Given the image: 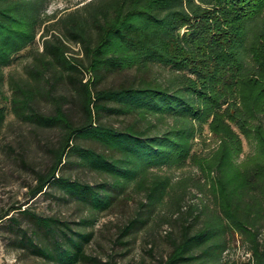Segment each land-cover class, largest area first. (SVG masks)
Listing matches in <instances>:
<instances>
[{"label": "trees", "instance_id": "16d2710c", "mask_svg": "<svg viewBox=\"0 0 264 264\" xmlns=\"http://www.w3.org/2000/svg\"><path fill=\"white\" fill-rule=\"evenodd\" d=\"M50 1L0 0V128L14 113L37 126L59 129L53 162L37 173L30 199L48 196L47 189L57 187L64 197L88 207V215L79 221L85 231L73 230L29 206L12 208L17 214L0 215L11 242L43 259L33 264H84L91 259L86 245L93 233L86 227L94 212L116 204L130 183L144 191L148 213L166 203L182 210L187 185L170 184L162 167L180 168L190 160L204 178L193 182L197 200L176 218L184 216V222L158 264H264L258 225L264 217V158L236 165L231 147L239 140L229 125L237 121L247 134L253 129L264 155V25L253 29L264 14V0H91L56 19L47 15ZM42 28L57 33L38 52ZM62 36L81 44L84 57H67ZM26 53L33 57L31 78L46 85L40 96L53 101L49 114L36 110L35 88L17 85L11 96L3 89L5 69ZM155 66L171 70L172 85L151 79ZM57 82L72 86L70 101L53 93ZM230 99V110L220 112L221 102ZM75 108L82 115L79 122L72 118ZM165 117L172 122L154 128L156 119ZM209 119L222 142L210 156H197L190 144L194 123ZM73 165L109 181L93 186L59 174ZM155 167L159 172L149 175ZM207 191L212 207L204 200ZM147 220L137 213L121 235L131 237ZM223 228L245 236L249 258L225 255L229 245Z\"/></svg>", "mask_w": 264, "mask_h": 264}, {"label": "rangeland", "instance_id": "374dc122", "mask_svg": "<svg viewBox=\"0 0 264 264\" xmlns=\"http://www.w3.org/2000/svg\"><path fill=\"white\" fill-rule=\"evenodd\" d=\"M89 1L91 0H51L47 15L49 17L55 16L56 19L82 7ZM257 21L259 25H254L253 29L262 30L264 14L260 15ZM55 33H57L55 29H51L49 32H46L44 28L40 30L35 44L38 52L42 51L43 42L46 39L54 40ZM61 40L66 47L65 54L67 57L76 59L84 57L81 44L73 42L69 37L62 36ZM35 47L34 54L36 53ZM32 61V55L26 53L15 64L7 67L3 89L7 96H11L17 85L35 88L36 94L39 93L34 101L36 110L43 114H49L53 109V101L40 96L46 85L35 82L31 78L28 69H30ZM128 72L132 73L133 70L129 69ZM149 75L151 79H155L156 84L162 86L172 85L171 78L174 74L168 67L155 66L149 71ZM85 77L87 79L88 73ZM52 90L55 95L66 96L68 100L74 94L72 86L64 82H57ZM232 101L230 99L226 103L221 102L220 107L217 109L222 113L229 111ZM72 118L76 122L81 120L82 115L77 111V108H75ZM210 121L209 119L206 123L198 121L194 123L195 130L191 136L190 144L191 152L197 156H210L211 152L216 150L222 142L221 135L210 129ZM112 122L115 125H120L119 120H113ZM156 122L157 127L154 128L162 129L166 128L167 124L172 122V119L165 117L161 120L156 119L154 124ZM225 123H227L226 120ZM229 125L239 140L237 146L231 147L233 148L231 157L235 164L242 165L246 162L250 165L251 159L256 157V161H262L264 155L260 152L254 130L250 128V132L245 133L239 127L237 121L229 122ZM155 130L153 129V131ZM60 134L59 129L37 126L30 121L18 118L14 113L7 115L0 128V215L11 211L15 207L24 208L29 206L41 215L52 216L61 222L67 223L73 230L84 229L79 227V221L82 217L88 215V207L80 205L74 198L64 197L59 188L50 187L47 189V192L51 193L50 195L40 194L34 199H30L29 189L36 183L37 173L45 172L53 162L51 150L57 146ZM78 141L85 146L91 145L88 141L80 139ZM71 159L76 158L71 157ZM162 169L163 174L169 178V183L173 186L181 183L187 185L185 189L188 196L181 201L182 210L166 203L157 205L159 209L148 213L144 207L147 203L144 191L134 189L133 184L130 183L116 204L111 208L94 212L91 216L92 223L86 227V231L93 233L92 238L86 245V252L91 259L84 264H158L160 257H167L168 252L171 250V237L178 234L179 222H184V216L179 220H176V218L178 219L185 212V209L192 205V201L197 200H195L197 197L194 195L197 190L193 182L198 181V179L203 180L204 176L200 172L198 163L190 160H187L186 164L180 168L174 166L167 169L166 166H163ZM152 170V172L149 171V175L159 169L155 167ZM59 174H63L71 180H79L93 186L109 181L105 175L76 165L64 169ZM207 194L204 200L210 203L212 207L211 193L207 191ZM196 195L201 196L200 194ZM17 211L13 210L11 214L15 215ZM139 212L148 219L147 222L131 237L121 235L124 226L134 219ZM187 221H191V218L187 217ZM201 222L202 217L196 220V226H200ZM258 225L262 230L259 233L263 236L264 217L259 220ZM222 236L229 245L225 255L230 259L241 261L249 258L250 254L247 250L245 236L240 235L236 229L233 230L232 228H229L226 232L223 228ZM41 261H43L42 258L17 248L11 242L10 233L0 226V264H33Z\"/></svg>", "mask_w": 264, "mask_h": 264}]
</instances>
